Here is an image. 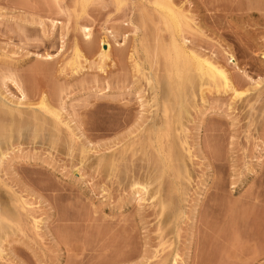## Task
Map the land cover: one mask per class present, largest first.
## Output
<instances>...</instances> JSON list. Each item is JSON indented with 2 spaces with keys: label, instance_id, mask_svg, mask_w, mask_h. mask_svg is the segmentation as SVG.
Here are the masks:
<instances>
[{
  "label": "rangeland",
  "instance_id": "1",
  "mask_svg": "<svg viewBox=\"0 0 264 264\" xmlns=\"http://www.w3.org/2000/svg\"><path fill=\"white\" fill-rule=\"evenodd\" d=\"M0 99V264H264V0H0Z\"/></svg>",
  "mask_w": 264,
  "mask_h": 264
},
{
  "label": "bare ground",
  "instance_id": "2",
  "mask_svg": "<svg viewBox=\"0 0 264 264\" xmlns=\"http://www.w3.org/2000/svg\"><path fill=\"white\" fill-rule=\"evenodd\" d=\"M119 2H120V1H119ZM82 4H83V3H82ZM84 5H85V4H84ZM169 11H170V13H167V12H169ZM167 12H166V13H165V12L163 13V14H165V15H160V16H161V19H162V16L165 17V19L163 18V19H164L163 21H164V23H166V26L168 27V28H167V27H166V28H167L168 30H171V29H172L171 27H173V28H175V30H177V28H179V27H177V26L180 25V24L182 23L181 20L179 19L180 16H178V14H176V12L173 11V13L178 17L176 20H178V21L180 20V22H178V21L174 20L176 16L172 13V10L168 9ZM141 13H142V12H141ZM142 14H143V13H142ZM145 14H146V13H145ZM140 15H141V14H140ZM146 16H147V15H146ZM149 16H150V15H149ZM140 17H141V16H140ZM148 18H149V17H148ZM143 19H144V17H143ZM146 19H147V18H146ZM140 21H141V20H140ZM142 21H143V20H142ZM146 21H147V20H146ZM165 21H166V22H165ZM143 22H144V21H143ZM175 22H178V23H180V24L176 23V24L174 25ZM148 23H149V22H148ZM148 23H147V25H148ZM144 24H146V23H144ZM171 24H172V26H171ZM173 25L176 26L177 28L174 27ZM142 26H143V24H142ZM170 26H171V27H170ZM181 26H182V25H181ZM181 26H180V28H181ZM146 27H147V26H146ZM144 28H145V27H144ZM169 28H170V29H169ZM173 30H174V29H173ZM173 30H171V31L173 32ZM174 33H175V31H174ZM84 37L87 39V41L90 39V34L88 33V31L84 34ZM174 39H175V38H174ZM172 40H173V39H172ZM87 41H86V42H87ZM100 41H101V43L103 44L104 41H105V38L103 37ZM173 41H175V40H173ZM173 41H172V44L174 43ZM88 43H89V41L87 42V44H88ZM175 44H176V43H175ZM88 46H89V44H88ZM145 46H146V45H145ZM169 46H170V45H169ZM156 47H157V46H156ZM161 47H162V46H161ZM170 47H171V46H170ZM170 47H169V48H170ZM148 48H149V47H148ZM163 48H164V46H163ZM167 48H168V46H167ZM167 48H165L166 51H167ZM169 48H168V49H169ZM179 48L181 49V47H179L178 45H177V46H176V45H172V47L170 48V49L172 50V52H173L172 55H174V56L171 55V57H168L169 55L167 54L168 56H166V53L162 55V56H163L162 59H164V55H165V57H167V59L164 60V61H166V62L168 63V64H166V65H168V66L170 67V69H168L169 67H168V66H165L167 69H165L164 71H166V73H168L167 71H170V72H169L170 74L168 73L169 75H171V72H172V71L175 72L174 74H173V72H172L173 75H171V76H172L173 78H172L171 76H169L168 74H167V75L164 74V75L167 76V77L169 76L168 79L165 78V76H163V77L165 78V80H168V81H166V82H168L167 87H166V89H167L168 92H167V91H166V92H167V94L169 93V94H171V95L168 94L169 96H167V98L171 96L170 98L172 99V96H173V100L170 99L172 102L175 101L176 98H177L176 100H178V99H183V98H184L183 96H182L183 98H180L181 95H180V97H179V94H180V92H181V89L183 88V85L186 84L185 82H188V81H189L188 79H187V80L185 79V82L183 81L184 78H185V74H187V72H188L189 70H190L189 73H192L191 70H193V69H194V73H195V71H197L198 73H196V74L194 75V77H195V78H196V77L199 78V76H200L201 81L204 79V78L202 79L201 77H207L208 79H210V82H211V80H212L214 83H216V82L218 81V84H219L220 80H221V82L223 81V82H222V83H223L222 85H223V87H225V89H227L226 87H228V86L230 87L231 84L227 81V79H226V75H224L225 72L223 73V72L221 71L222 69L220 70V68H218V67H217L218 69L215 68L216 66L213 67V65H212V64L210 65L209 62L206 61L205 59H204L205 61H200L201 58H200L199 60H198V59H195V60H194V58L192 59V57H191V59L195 61V62H191V63H193L194 66L196 65V66H195V67H196V70H195V67H194L193 69H191L192 67H190V69H189V68H188V65H190V63L188 64L187 62H189L190 60H189V61L187 60V62H186L185 58H187V56L185 57V55H184V54H186V53H184V51L181 52L182 50H180ZM146 49H147V47H146ZM146 49H145V50H146ZM158 49H159V48H158ZM165 49H164V52H165ZM149 50H150V49H149ZM149 50H148V51H149ZM159 50H163V49L160 48ZM157 51H158V50L156 49V52H157ZM156 52H154V53L156 54ZM172 52H171V53H172ZM154 53H153V54H154ZM159 53H161V52L159 51ZM167 53H168V52H167ZM169 53H170V51H169ZM182 53H183V54H182ZM104 54H105V53L101 52V53H100V56H103ZM186 55H187V54H186ZM183 56L185 57V58H184L185 61L182 60V59H183ZM157 57H158V56H157ZM160 57H161V56H160ZM172 57H173V58H172ZM180 58H181V59H180ZM188 59H190V58L188 57ZM158 60H159V58H158ZM197 60H198V61H197ZM156 61H157V60H156ZM166 62H165V63H166ZM179 62L181 63V65H180L181 67L178 68L179 71H177V70L174 69V68H175L176 66L179 67V65H178V64H180ZM184 62H185V64H184ZM207 62H208V63H207ZM157 63H159V62L157 61ZM160 63H161V61H160ZM162 63H164L163 60H162ZM186 64H187V65H186ZM164 65H165V64H164ZM164 65H162L163 68H164ZM186 66H187V67H186ZM190 66H192V65H190ZM184 67H186V68H184ZM172 68H173V70H171ZM183 68H184V69H183ZM187 68H188V70H187ZM185 69L187 70L186 73L183 72V70L185 71ZM175 70H176L177 72H176ZM164 73H165V72H164ZM189 73H188V76H186V77H188V78H189V76H190ZM175 74H177L176 77H178V79L175 78V76H174ZM182 74H184V75L182 76ZM197 74H198L199 76H198ZM155 75H156V74H155ZM191 75H192V74H191ZM192 76H193V75H192ZM192 76H191V77H192ZM151 77H152V76H151ZM151 77H150V78H151ZM182 77H183V78H182ZM157 78H158V76H157ZM197 78H196V79H197ZM207 78H206V79H207ZM217 78H218L219 80H218ZM152 79H153V77H152ZM152 79H151V81H152ZM174 79H175V80H174ZM181 79H182V80H181ZM190 79H191V78H190ZM206 79H205V80H206ZM158 80H159V79H158ZM160 80H162V78H161ZM163 80H164V79H163ZM205 80H203V81H205ZM153 81H154V80H153ZM156 81H157V80H156ZM182 81L184 82L183 84L181 83ZM193 81H195V79H194ZM193 81H192V82H193ZM201 81H200V82H201ZM203 81H202V82H203ZM206 81H207V80H206ZM215 81H216V82H215ZM162 82H163V81H162ZM162 82H161V84H162ZM198 82H199V81H198ZM211 83H212V82H211ZM228 83H229V84H228ZM154 84H155V83H154ZM154 84H153V85H154ZM157 84H158V83H157ZM187 84H188V83H187ZM192 84H193V83H192ZM220 84H221V83H220ZM220 84H219V85H220ZM164 85H165V83H164ZM180 85H182V88H181V89H180ZM190 85H191V84H190ZM155 86H157V85H155ZM160 86H161V85H160ZM220 86H221V85H220ZM229 87H228V88H229ZM164 88H165V87H163V89H161V87H160L161 90H164ZM219 88H220V87H219ZM155 89H157V88H155ZM166 89H165V90H166ZM214 89H215V88H214ZM217 89H218V88H217ZM225 89L223 88L222 90H225ZM232 90H233V89H232ZM179 91H180V92H179ZM182 91H183V90H182ZM216 91H217V90H216ZM233 91H235V90H233ZM183 92H184V91H183ZM183 92H182V93H183ZM163 93H164V92H163ZM163 93H162V95H163ZM235 93H236V92H235ZM239 93H240V92H239ZM165 94H166V93H165ZM236 94H237V93H236ZM157 95H158V94H157ZM186 95H187V94H186ZM186 95H185V96H186ZM237 95H238V94H237ZM162 97H163V96H162ZM174 97H175V98H174ZM160 98H161V97H160ZM164 98H165V97H164ZM1 99H2V98H1ZM1 99H0V102H1ZM2 100H3V99H2ZM156 100H157V99H156ZM160 100H162V99H160ZM160 100H159V101H160ZM165 100H166V99H165ZM165 100H164V101H165ZM164 101H163L162 103H164ZM178 101L180 102V100H178ZM178 101H175V103H178V104H179ZM3 102H4V101H3ZM168 102H170V101L168 100ZM172 102H171V103H172ZM44 103H45V102H44ZM157 103H158V102H157ZM159 103H160V102H159ZM173 103H174V102H173ZM175 103H174V106H176V105L178 106V104L175 105ZM182 103H183V102H182ZM40 104H41V103H40ZM45 104L47 105V103H45ZM45 104H44V105H45ZM165 104H167V103H165ZM165 104H164V105L162 104L161 108H163V106H164L165 109L168 108V107H166ZM41 105H42V104H41ZM44 105H42V106H40V107L43 108ZM179 105H180V104H179ZM2 106H3V104L0 103V111L2 110V109H1ZM168 106H169V105H168ZM174 106H173V107H174ZM5 107H7V106H5ZM173 107H172V108H173ZM178 107H180V106H178ZM183 107H184V106H183ZM2 108H4V107H2ZM7 108H8V107H7ZM45 108H47V107H45ZM50 108H51V107H50ZM175 108L177 109V107H175ZM3 110H5V109H3ZM161 110H163V109H161ZM173 110H174V109H173ZM181 110H182V109H181ZM184 110H185V109H184ZM7 111H8V110H7ZM10 111H11V110H10ZM45 111H46V109H45ZM47 111H49V109H47ZM51 111H52V109H51ZM166 111H167V109L163 111L164 113L162 114V116H163V115H164V116H163L162 121H163V120H164V121L161 123V126H163V130H164V132H163V130H160V126L158 127V128H159V131H157V133H159V132L162 131L163 133H165V135H166V133H167L168 131L171 132V129H170V128H171L173 122H175V123L178 122V124H181V123L179 122L180 119H179V116H178V115L175 114V115H176V117H175V116L173 115V112H172V115L175 117V118H173V116L171 117V115H169V114H165ZM169 111H170V108H169ZM53 112H54V111H53ZM177 112H178V109H177ZM12 113H14V112H12ZM48 113H50V111H49ZM175 113H176V111H175ZM181 113H182V112H181ZM181 113H180V115H181ZM4 114L6 115V113H4ZM14 114H17V113H14ZM45 114H47V113H45ZM170 114H171V113H170ZM178 114H179V113H178ZM9 115H10V114H9ZM9 115H8V116H9ZM1 116H2V115H1ZM11 116H12V115H11ZM14 116H15V115H14ZM166 116H170V119H168L169 117L167 118ZM15 117H16V116H15ZM7 118H8V117H7ZM172 118H173V120H174V119L176 120V118H177L178 121H177V120H176V121H171ZM11 119H12V118H11ZM22 119H24V118H22ZM36 119H37V118H36ZM36 119H35V121H36ZM153 119H154V118H153ZM156 119H157V118H156ZM156 119H154V121H156ZM158 119H159V118H158ZM160 119H161V118H160ZM27 120H28V119H27ZM32 120H33V119H32ZM3 121H4V120H3ZM9 121H10V118H9ZM9 121H8V122H9ZM15 121H16V120H15ZM18 121H19V120H18ZM20 121H21V119H20ZM30 121H31V119H30ZM41 121H42V119H41ZM6 122H7V120H6ZM31 122H32V121H31ZM158 122H159V124H160V120H159ZM10 123H11V122H10ZM10 123H9V124H10ZM22 123H23V122H22ZM22 123H21V124H22ZM39 123H40V121H39ZM156 123H157V122H156ZM156 123H155V122H152V123H151V127H152L151 129H153L154 131H155V129L153 128L154 125L158 126V125H157L158 123H157V124H156ZM175 123H174L173 126H175ZM17 124H18V123H17ZM36 124H37V122H36ZM6 125H7V124H6ZM10 125H11V124H10ZM12 125H13V124H12ZM39 125H40V126H39ZM42 125H43V124H42ZM15 126H16V125H15ZM18 126H19V125H18ZM38 126L41 127V123L38 124ZM178 126H179V125H178ZM7 127H8V126H7ZM36 127H37V126H36ZM39 127H37V128H39ZM11 128H13V127H11ZM15 128H16V127H15ZM15 128H14V129H15ZM161 128H162V127H161ZM173 128H174V127H173ZM1 129H2V128H1ZM5 129H6V128H5ZM7 129H10V128L8 127ZM14 129H13V130H14ZM39 129H40V128H39ZM169 129H170V130H169ZM19 130H20V129H19ZM41 130H42V129H41ZM156 130H158V129H156ZM175 130H176V129H175ZM175 130H174V131H175ZM0 131H1V130H0ZM7 131L9 132V130H7ZM16 131H17V130H16ZM16 131H15V132H16ZM35 131H36V130H35ZM154 131H153V132H154ZM172 131H173V130H172ZM3 132H4V131H3ZM13 132H14V131H13ZM151 132H152V131H151ZM9 133H10V132H9ZM36 133H37V132H36ZM4 134H6V133H3L2 135H4ZM152 134H153V133H152ZM155 134H156V133H155ZM155 134H154V135H155ZM170 134H171V133H170ZM170 134H169V135H170ZM0 135H1V134H0ZM2 135H1V136H2ZM151 136H152V135H151ZM159 136L162 137V133H161V135H159ZM159 136H158V134H157V137H159ZM163 136H164V134H163ZM167 136H168V135H167ZM167 136H165V137H167ZM6 137H7V135H6ZM160 137H159V138H160ZM150 138H151V137H150ZM152 138H153V137H152ZM159 138H158L157 140H160ZM161 140H163V139H161ZM161 140H160V141H161ZM165 140H166V139H165ZM154 141H155V140H154ZM157 142H158V141H157ZM157 142H156V143H157ZM161 142H162V141H161ZM161 142H158L159 145H161V146H156V145H155V146L157 147V148H155V149H156L155 152H158V154H157V155H159V158L157 157V158H158V161L161 163V165H163V166H160V167H163L162 170H161V169H160V170H161V173L163 172V174H164V173H168L169 171H171V169H170V168H171V166H170V165H171L170 161H171V157H172V155L170 156L169 153H171L174 149H172V151H169V153H168V150H167V149H169L170 147H168V146L166 147V144L164 145V142H163V143H161ZM153 143H154V142H153ZM156 143H154V144H156ZM163 145H164L167 149H166ZM172 148H173V147H172ZM170 149H171V148H170ZM174 151H176V150H174ZM1 152H2V151H1ZM1 152H0V153H1ZM4 154H5V153H4ZM174 154H175V153H174ZM2 155H3V154H2ZM0 156H1V155H0ZM176 156H177V155H176ZM173 157H174V156H173ZM0 158H1V157H0ZM174 158H176V157H174ZM174 158H173V160H176V159H174ZM178 158H179V157H178ZM176 161H177V160H176ZM180 162H181V161H180ZM180 162H179V163H180ZM107 163H108V162H107ZM108 164H109V163H108ZM169 164H170V165H169ZM141 165H142V164H141ZM176 165H178V162H177ZM182 165H183V164L181 163L180 166H182ZM139 166H140V165H139ZM139 166H138V168H139ZM142 166H144V165H142ZM169 166H170V167H169ZM174 166H175V165H174ZM144 168H145V167H144ZM172 168L174 169V167H172ZM176 168H178V171H179V167L176 166ZM176 168H175L174 172H176V170H177ZM182 168H183V166H182ZM182 168H180V171L182 170V171L185 173V170H183ZM168 169H169V170H168ZM184 169H185V168H184ZM137 170H138V169H137ZM167 170H168V172H167ZM141 171H145V170H142V168H141L140 172H141ZM180 171H179V172H180ZM182 171H181V172H182ZM136 172H137V171H136ZM140 172H138V173H140ZM172 172H173V171H172ZM179 172H178V173H179ZM181 172H180V173H181ZM141 173H142V172H141ZM142 174H143V173H142ZM144 174H145V173H144ZM144 174H143V175H144ZM163 174H162V175H163ZM174 174H175V173H174ZM140 175H141V174H140ZM168 175H169V173H168ZM172 175H173V174H172ZM178 175H180V174H178ZM159 176H160V175H159ZM142 185H143V184H142ZM146 185H147V184H146ZM144 186H145V185H144ZM143 188H147V187L145 186V187H143Z\"/></svg>",
  "mask_w": 264,
  "mask_h": 264
}]
</instances>
